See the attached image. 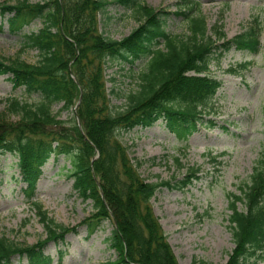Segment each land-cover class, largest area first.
Instances as JSON below:
<instances>
[{
    "label": "trees",
    "instance_id": "1",
    "mask_svg": "<svg viewBox=\"0 0 264 264\" xmlns=\"http://www.w3.org/2000/svg\"><path fill=\"white\" fill-rule=\"evenodd\" d=\"M182 1L184 10L176 16L190 24L186 40L166 32L167 12L140 0H45L37 4L23 0L0 6V21L11 35L22 33L37 20L43 23L38 33L26 36L28 46L40 53L37 64L0 59V76H9L15 91L43 99L36 107L12 101L10 108L19 110L21 119L17 123L0 120V156L18 157L28 201L35 198L50 159H69L75 192L93 204L94 213L81 225L87 227L88 238L105 221L114 225L108 242L117 257L106 264H179L151 200L162 187L183 190L198 179L199 171L191 169L187 179L176 185L150 183L139 174L127 147L116 139L117 132L147 129L163 121L170 133L187 140L208 123L214 125L206 120V108L223 83L211 75V64L232 50L251 55L261 50L264 23L259 18L227 39L223 25L210 33L205 16L194 17L199 9L196 0ZM112 4L135 10L141 22L122 40L106 37L100 30L101 15ZM113 61L146 62L147 67L140 92L128 95L126 107L119 111L113 110L106 89L105 70ZM55 103L72 112L73 119L59 120L51 110ZM229 200L235 248L226 264H259L264 261V146L250 182L240 187V195L230 194ZM37 208L47 239L21 247L0 234V264H14L17 258L28 264H54L46 254L48 244H65L67 235L76 232L77 227L57 225ZM58 254V264H62L66 252Z\"/></svg>",
    "mask_w": 264,
    "mask_h": 264
},
{
    "label": "rangeland",
    "instance_id": "2",
    "mask_svg": "<svg viewBox=\"0 0 264 264\" xmlns=\"http://www.w3.org/2000/svg\"><path fill=\"white\" fill-rule=\"evenodd\" d=\"M20 1L23 0H0V6L16 5ZM44 1L29 0L32 4ZM140 1L167 12L164 28L172 37L186 40L190 36L189 22L176 16L184 10L182 0ZM196 1L199 9L194 11V17L202 13L210 33L216 25H223L227 39L241 34L255 18L264 23V0ZM140 23L135 10L112 4L101 15L100 30L106 37L122 40ZM0 25L4 26L0 27V59H21L37 64L40 53L28 46L26 36L38 33L43 28L42 21H35L15 35L8 32L2 21ZM146 72V62L107 63L106 89L113 110H123L127 105L126 97L140 92L141 77ZM210 72L223 83L206 108V120H212L214 125L208 123L187 140L170 133L163 121L151 128L116 134V139L127 147L139 174L150 183L176 185L187 179L191 169L199 170L198 179L183 190L162 187L151 200L153 213L168 236L179 264H226L235 248L229 223V196L240 195V187L250 182L264 146V30L257 55L232 50L221 60L213 61ZM13 100L33 107L43 103L39 95L28 96L24 90L15 91L9 76H0V120L20 121V111L10 108ZM51 110L61 121L74 117L60 103L53 104ZM18 163L15 155L0 156L2 236L21 247L46 240L48 236L37 208L40 206L41 212L57 225L77 227L76 232L67 235L65 244H48L46 254L54 259V264H58L60 250L66 252L62 264H106L116 259L108 242L114 229L112 222L105 221L90 238L87 227L81 226L94 209L92 201H84L75 192L69 159H50L31 201L25 198L26 185L19 177ZM238 206L244 208L242 204ZM14 261V264H28L26 259Z\"/></svg>",
    "mask_w": 264,
    "mask_h": 264
},
{
    "label": "water",
    "instance_id": "3",
    "mask_svg": "<svg viewBox=\"0 0 264 264\" xmlns=\"http://www.w3.org/2000/svg\"><path fill=\"white\" fill-rule=\"evenodd\" d=\"M79 105V104H78ZM78 107V106H77Z\"/></svg>",
    "mask_w": 264,
    "mask_h": 264
}]
</instances>
